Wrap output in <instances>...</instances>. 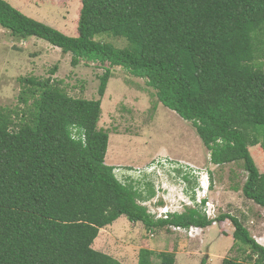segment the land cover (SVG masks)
Instances as JSON below:
<instances>
[{"label":"trees","instance_id":"1","mask_svg":"<svg viewBox=\"0 0 264 264\" xmlns=\"http://www.w3.org/2000/svg\"><path fill=\"white\" fill-rule=\"evenodd\" d=\"M81 2L78 36L69 37L0 0V27L14 39L43 40L71 54L73 67L108 65L97 101L30 78L21 80L20 122L0 108V264H122L93 244L123 216L150 233L213 225L199 206L157 218L144 205L154 190L146 196L106 164L110 134L99 123L113 68L145 80L160 104L191 123L213 165L243 163V194L264 209V174L250 152L264 151V67L257 63L264 57V0ZM106 37L128 45L117 48L101 41ZM226 221L246 258L222 264H264V247L243 222L217 218ZM138 264H176V257L143 249Z\"/></svg>","mask_w":264,"mask_h":264},{"label":"rangeland","instance_id":"2","mask_svg":"<svg viewBox=\"0 0 264 264\" xmlns=\"http://www.w3.org/2000/svg\"><path fill=\"white\" fill-rule=\"evenodd\" d=\"M5 1L27 17L69 37L78 36L81 0ZM101 41L113 43L117 48L128 45L126 40H112L108 37ZM257 63L264 67V57L259 58ZM107 68L108 65L102 67L92 63L73 67L71 54L66 55L61 49L37 38L29 41L14 39L10 32L0 27V108L11 113L17 123L24 109L20 97L26 86L21 82L22 79H52L70 97L97 101L100 99L99 78ZM112 71L113 78L102 99L99 129L112 134L105 161L113 160L117 155L121 162L115 170L117 178L124 184L137 183V188L146 196L148 190H154L155 196L145 201V204L159 217L164 210L166 213H183L184 209L198 208L201 206L200 201L206 197L209 202L207 206L214 208V217L230 214L245 225L250 218L257 217L258 220L253 222L255 227L252 229L248 225V228L254 231L251 233L253 238L263 237L264 209L243 194L248 178L243 163L212 167L210 153L191 123L160 104L155 91L147 86L145 80L134 78L121 68H113ZM163 151L168 152L167 157L176 161L162 157L165 156L160 154ZM250 152L260 172L264 174L263 149L256 146L250 148ZM167 159L175 166L180 164V168L191 166L189 170L195 171L197 176L191 171L187 174L183 169L168 174L169 168L164 163ZM186 175L190 177L191 183L184 181ZM206 176L210 179L208 192L201 188L200 183L201 177L203 186L207 185ZM216 225L213 229L194 232L193 235L190 229L178 234L171 227L150 233L143 224H133L123 216L100 232L93 248L122 264H138L143 249L156 254L172 253L176 257L182 246L190 255L178 257L176 264H202L203 260L207 264H219L228 258L243 261L246 256L235 246L231 222H218ZM250 263L259 264L257 259Z\"/></svg>","mask_w":264,"mask_h":264},{"label":"crops","instance_id":"3","mask_svg":"<svg viewBox=\"0 0 264 264\" xmlns=\"http://www.w3.org/2000/svg\"><path fill=\"white\" fill-rule=\"evenodd\" d=\"M110 134V133H109ZM112 134H110V136H111ZM164 153H160V154H162V155H165V156H162V157H167L166 155V153H168V152H166V151H163ZM167 158H170V157H167ZM171 160H175V159H173V158H170ZM167 160H169V159H167ZM176 161V160H175ZM178 162V161H177ZM179 163H181V162H179ZM182 163H184L183 161H182ZM106 164L107 165H109V166H112V167H114L115 169L117 168V167H119L120 166V164H121V162H119L118 161V159H117V155H115V157H114V159L113 160H109V159H107V162H106ZM132 164V162H130V165ZM187 164V163H186ZM180 165V164H179ZM212 167H220V166H215V165H211ZM183 167V166H182ZM186 167H188V168H191V166L189 167V166H186ZM184 171H186L185 170V168L183 169ZM189 172H187V174H188ZM126 177H128V176H126ZM214 190H215V187H214ZM259 207V206H258ZM186 209H184V211H185ZM258 220V218L257 217H253V218H250L249 220H248V222H247V224L245 225V227H247L248 228V225L253 229L254 227H255V225L253 224V222L255 221H257ZM249 221H250V224H248L249 223ZM253 224V225H252ZM213 227L214 226H211V227H208V228H206V229H201V230H204V231H206V230H209V229H213ZM102 230H104V229H102ZM101 230V231H102ZM248 230H249V228H248ZM100 231V232H101ZM250 231V230H249ZM250 233H254V231L253 232H251L250 231ZM211 237V236H210ZM259 236H254V239L261 245V246H263L264 247V243H263V241H264V236L263 237H259ZM203 239V242H205L204 241V238H202ZM225 241L223 240L222 241V243H224ZM185 247V246H184ZM181 248V249H180ZM179 248V250L177 251V256H176V259L178 258V257H181L182 255H185V256H189L190 254H188V253H186L185 251H184V248H183V246L182 247H180ZM178 260V259H177ZM222 262L223 261H220L219 262V264H222ZM210 263V262H209Z\"/></svg>","mask_w":264,"mask_h":264},{"label":"built area","instance_id":"4","mask_svg":"<svg viewBox=\"0 0 264 264\" xmlns=\"http://www.w3.org/2000/svg\"><path fill=\"white\" fill-rule=\"evenodd\" d=\"M165 163V165L167 164V166L169 167V162L166 160V162H164ZM172 166V165H171ZM202 202L200 201V204H201ZM208 204V203H207ZM207 204H206V207H205V209L203 210L204 211V214L207 216V218L209 219V220H212L213 221V225L212 226H215L218 222H217V217H214L215 216V211H214V208L213 207H211V206H207ZM145 206H146V204H144ZM164 211H166V210H164ZM163 211V214H162V216H160L159 217V215L158 214H155L156 216H157V218L159 217V218H167V213L166 212H164ZM150 212H151V210H150ZM169 212V211H168ZM152 213V212H151ZM153 214V213H152ZM217 226V225H216ZM172 229H173V231L175 232V233H178V234H183V233H185L186 231H188V230H186L185 228H181V227H171ZM190 229V234L192 233V235L194 234V232H200V231H202L200 228H195V227H191V228H189Z\"/></svg>","mask_w":264,"mask_h":264},{"label":"clouds","instance_id":"5","mask_svg":"<svg viewBox=\"0 0 264 264\" xmlns=\"http://www.w3.org/2000/svg\"><path fill=\"white\" fill-rule=\"evenodd\" d=\"M168 162H169V160H167ZM169 169L167 170L168 171V174L170 173V174H174L176 171H178V170H180V169H184L185 168V172L187 173V172H189V171H191V170H189V169H191V168H188V167H186V166H183V167H179V165L178 166H175L174 165V163L173 162H169ZM172 165V166H171ZM190 167V166H189ZM192 172V174H194V176H197V173L195 172V171H191ZM151 173H153V172H151ZM129 178L131 177L132 178V176H128ZM129 178H127V179H129ZM205 180H206V186H203L204 184L201 182V177H200V183H201V188L204 190V191H210V179H209V176H206L205 177ZM204 199V198H203ZM207 199H206V197H205V199L204 200H202V203H201V208H202V211L205 209V206H206V204L205 205H203V202L204 201H206ZM183 203H185V202H183ZM206 203H209V202H207L206 201ZM175 213H179V212H173V211H169V212H167V215L168 214H175ZM203 213H204V211H203Z\"/></svg>","mask_w":264,"mask_h":264},{"label":"bare ground","instance_id":"6","mask_svg":"<svg viewBox=\"0 0 264 264\" xmlns=\"http://www.w3.org/2000/svg\"><path fill=\"white\" fill-rule=\"evenodd\" d=\"M263 243H264V241H263Z\"/></svg>","mask_w":264,"mask_h":264}]
</instances>
